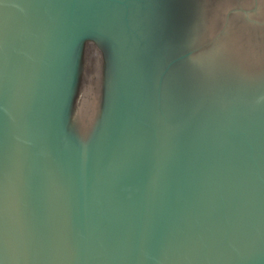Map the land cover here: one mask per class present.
<instances>
[{
	"label": "water",
	"instance_id": "obj_1",
	"mask_svg": "<svg viewBox=\"0 0 264 264\" xmlns=\"http://www.w3.org/2000/svg\"><path fill=\"white\" fill-rule=\"evenodd\" d=\"M0 264H264V0H0Z\"/></svg>",
	"mask_w": 264,
	"mask_h": 264
}]
</instances>
